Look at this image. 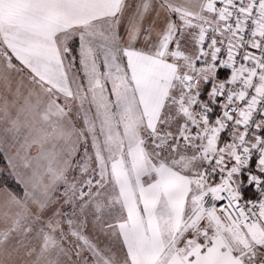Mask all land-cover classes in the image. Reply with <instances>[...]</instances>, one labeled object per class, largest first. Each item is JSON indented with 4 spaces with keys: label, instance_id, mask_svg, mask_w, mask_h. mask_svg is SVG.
I'll return each mask as SVG.
<instances>
[{
    "label": "snow or ice",
    "instance_id": "obj_1",
    "mask_svg": "<svg viewBox=\"0 0 264 264\" xmlns=\"http://www.w3.org/2000/svg\"><path fill=\"white\" fill-rule=\"evenodd\" d=\"M0 264H264V0H0Z\"/></svg>",
    "mask_w": 264,
    "mask_h": 264
}]
</instances>
